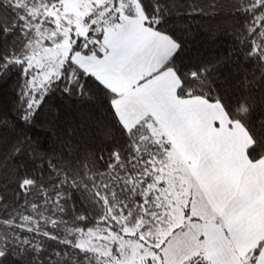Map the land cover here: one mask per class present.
<instances>
[{
  "label": "snow or ice",
  "instance_id": "obj_1",
  "mask_svg": "<svg viewBox=\"0 0 264 264\" xmlns=\"http://www.w3.org/2000/svg\"><path fill=\"white\" fill-rule=\"evenodd\" d=\"M176 13L223 17L226 51L183 63ZM13 78L0 264H264V0H0ZM57 94L92 111L42 154Z\"/></svg>",
  "mask_w": 264,
  "mask_h": 264
},
{
  "label": "trees",
  "instance_id": "obj_2",
  "mask_svg": "<svg viewBox=\"0 0 264 264\" xmlns=\"http://www.w3.org/2000/svg\"><path fill=\"white\" fill-rule=\"evenodd\" d=\"M224 24L223 17L197 16L192 18L176 13L169 17L166 28L185 41V50L181 54V60L186 64L199 59H208L226 51L230 38L224 34ZM227 70V68L224 69V71ZM14 83L13 78L0 85V99L12 101ZM256 87H259L258 83ZM49 105L50 110L45 109L40 121L28 130V134L37 142L42 154L51 155L53 151L62 150V145L56 141L57 133L63 126L69 121L75 125L81 117L90 114L92 109L86 100L68 99L59 94L50 98ZM20 127L22 128L23 125L21 124ZM80 127H83L82 123ZM0 136L3 137V140H0V152H7L8 146L15 140V133L10 129H0ZM26 159L27 157L21 156L10 163H20Z\"/></svg>",
  "mask_w": 264,
  "mask_h": 264
}]
</instances>
